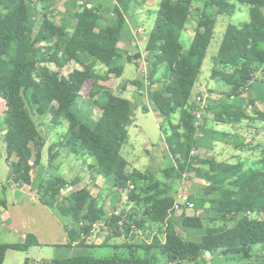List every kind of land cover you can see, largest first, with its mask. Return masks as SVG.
Returning <instances> with one entry per match:
<instances>
[{
	"label": "trees",
	"instance_id": "obj_1",
	"mask_svg": "<svg viewBox=\"0 0 264 264\" xmlns=\"http://www.w3.org/2000/svg\"><path fill=\"white\" fill-rule=\"evenodd\" d=\"M55 0H0V100L5 103L4 136L7 162L16 182L31 184L32 167L29 162L35 157L34 165L42 159L44 141L38 129L31 123L26 107L27 91H34V100L40 112L50 114L53 123L63 116L70 125L62 146L76 156H93L100 167L113 177L114 186L126 189L130 183L152 181L149 172L126 173L127 162L121 151L129 137L128 125L131 110L125 99L99 86L112 77H122L124 70L116 65L124 33L128 30L125 16L143 7L148 0H116L113 10L117 16L114 23L103 14L102 5H79L67 11L66 18L76 20L74 27L64 24V19L53 16ZM194 0H161L149 50L154 54L148 71L151 86L166 83L161 91H149V97L166 126V136L176 167L164 171L168 181L177 180L183 174H194L197 179L208 183L202 198H191L196 209H207L216 214L214 221L221 226L205 228L201 217L183 218V227L204 231L199 241L180 235L169 211L174 201L170 198L155 200L145 210V217L154 223L166 224V241L146 247L147 253L158 248L163 255L182 262L196 261L201 252L212 254L223 250L224 255L251 258V247L264 245V167L246 168L244 164L219 162L214 158L194 156L195 137L199 133L196 124L194 92L202 73L203 62L214 39L219 16H232L235 3L250 7L249 21L240 26L229 25L221 42L220 50L213 59L216 66L222 65L232 72L212 71V79L233 88L238 94L252 75L264 65V0H206L205 8L193 14ZM28 3L43 17V23L34 36L30 26ZM197 19L195 35L186 50L182 41L190 19ZM131 58L128 57V61ZM75 62L83 70H75L67 78L47 66L53 63L64 67ZM41 66V67H40ZM105 67L100 74L96 68ZM93 82L95 90L105 93L107 100L96 106L101 118L95 128H90L67 107H55L54 101L65 99L69 93L79 94ZM217 122L240 124L242 121L264 123V111L255 110V116L247 109L218 103L208 108ZM179 115L174 123L173 117ZM35 148V154L31 146ZM15 156L16 163H10ZM50 164L58 154L49 152ZM71 186L61 176H55L40 186V200L47 206L57 207L69 221L68 230L72 239L81 234L89 235L93 225L100 221L103 213L88 189L71 191L62 197L63 191ZM157 188V187H155ZM133 193V192H132ZM61 198V199H60ZM60 199V200H59ZM239 215H243L239 218ZM212 220V219H211ZM83 227L80 229V224ZM39 245L33 235H28L23 245L0 243V264H4L10 250L27 252ZM82 247L85 243L82 242ZM29 264V260L25 261ZM50 264H153L146 257H137L132 252L124 257L110 258L80 256L56 260Z\"/></svg>",
	"mask_w": 264,
	"mask_h": 264
},
{
	"label": "crops",
	"instance_id": "obj_2",
	"mask_svg": "<svg viewBox=\"0 0 264 264\" xmlns=\"http://www.w3.org/2000/svg\"><path fill=\"white\" fill-rule=\"evenodd\" d=\"M109 1V6L113 7L112 9L115 10L118 6L116 0V3L114 0H60L63 7L56 13L54 11H56L55 8L58 0H55L53 5V16L56 18H64L67 11H73V6L84 5V3L88 4L89 7H91V5H102V10H106L109 9L106 5ZM160 2L161 0H155L153 2L148 0L143 7L138 10H132V12L125 16L128 23V30L125 32L120 44V58L115 62L117 66L123 68L124 73L120 78L114 79L112 77L107 82H99V86H102L106 88L107 91L125 99L131 110V121L128 125L129 137L126 145L121 151L122 156L127 162L126 173L131 175L134 171H138L143 174L149 172L152 175L153 180L149 182H137L136 184L130 183L126 189L116 188L114 186L113 177L100 167L101 165H99L95 157L89 155L83 157L76 156L71 154L68 149L62 146V141L66 136L71 123L70 119L63 116L57 123H53L52 116L50 114L40 112V106L34 100V91L32 89L28 90L25 107L31 123L38 129L39 135L42 141H44L42 159L39 166H34L32 168L30 174V185H26L22 182H16L14 175L12 174L10 164L7 162V151L4 140L6 131L2 126L3 122L0 120V243L5 245H23L26 243L28 235H33L37 239L39 245L31 247L27 252L13 250L8 251L6 253L4 264H6L7 258L11 252L18 253L10 255V257L14 259L12 260L13 264H25L26 260H29V264H50L56 260H65L80 256H91L88 255L89 250L105 247H111L116 250L113 256L119 255L127 257L133 252L137 257L143 258L148 256V258H150L153 262L156 251H159L163 257H168L167 255H163L158 248H153L150 253H147L146 247L149 248L154 246L153 243L148 242L147 240L145 242L141 241L143 239L139 236L138 240L133 242L130 241L124 233L125 229L121 228L123 226L120 225V222H123L124 225V219L127 217L125 215V211H127V213H129V220H131L134 225L133 227L137 228L134 230L135 232L141 233L147 226L150 225H152L153 229L157 231H159V229H163V231L160 230L161 234H158V238L159 244H164L166 241L165 232L167 225L154 223L148 220L145 217V210L148 205L155 200L170 198L175 203V195L172 194L173 191L171 189V181L173 180L168 181L164 175L165 170L176 167V161L171 155L168 145H166V136L162 130L166 126L165 119L160 115V112L157 110L150 97H140V99L136 98L134 102L128 100L127 92L133 88V82L124 79L125 66L127 63L135 65L138 69L135 71L136 74L134 79H148L147 76L149 67L154 56L148 46L150 38L154 35L153 27L157 19ZM34 13H36V16H39V20L41 21L36 32H33V35L35 36L42 26L43 17L36 10ZM69 19L71 20L69 25L74 27L76 20L73 18L65 17L63 23L66 24V21ZM191 20L192 18L187 24L185 32V36H187V39L190 41L188 46H185L186 50L191 45L197 26L196 23L194 28L190 30ZM115 22L116 21H114V23ZM31 23L33 22H31L30 13V25ZM207 55L208 52L206 57ZM128 57L131 58V60L128 61ZM215 57H213V59ZM212 63V71L215 68H217V70L226 71L224 66H216L214 61ZM41 66H47L50 70L58 73L60 78H67L69 74L75 70H83L82 66L75 62L68 63L64 67H58L53 63ZM96 70L100 74H104L107 71V69L102 66H98ZM200 77L198 83L196 84V88L199 87L201 80ZM263 78L264 77L252 79L245 87L240 88L238 94H226L224 95L225 97L222 98L223 100L221 99L219 103L245 108L247 109L248 114L254 117L255 111L253 109L264 111ZM114 84H116L115 87H112ZM135 84L136 83H134V85ZM160 84L162 83L151 86L150 91H161L159 89H154ZM216 84H222L230 89H233L231 86L217 80ZM117 87H121L122 89L120 94L115 91ZM106 100L107 96L105 93L95 90L93 82H90L84 87L81 93H69L65 99L54 101L53 105L55 107H59L61 105L67 107L69 111L74 113L81 121L93 129L102 115L101 110L96 106V103L102 104ZM193 102L194 101H192V104ZM0 103L5 106L3 101L0 100ZM140 111L147 114L154 113L159 120L160 131L162 133L161 147L140 150L131 141L132 129H135V131L141 129V126L137 124V118L135 116L136 113ZM0 114L4 115L3 112ZM198 129L199 133H197L195 137L196 148L193 152L194 156L198 155L199 157H202L200 156L201 154L208 155L210 156L208 158H214L219 162L244 164L246 168L264 167V123L260 121H242L240 124L217 122L211 112L209 113V118H203V121L198 126ZM204 138L209 139L210 144L213 139L214 143L212 144L214 146L218 145L227 147L228 149H226L225 155L216 157L214 154H210V151L205 147L206 145L204 146L200 143V139L203 140ZM31 147L35 154L34 146L32 145ZM51 149H53L54 154H58V158L53 162V164H50L49 157ZM148 151L152 153L146 156L143 155ZM196 153L197 155H195ZM34 160L35 157L32 161L34 162ZM16 162L17 158L12 156L10 158V163ZM159 171H161L164 180L158 179L157 173ZM55 176H61L71 186L66 191H63V195L68 194L71 191H79L82 189H88L91 192L92 196L96 200L98 209L103 213V217L100 222L103 223L101 227L106 231L104 234L101 233V228L99 231H91L89 235L84 236L81 239L77 238V236L72 239L68 230V219L60 213L56 206H47L40 200L41 184L48 182ZM189 178H191V175H189ZM180 179H182V176ZM175 181L179 182L181 180L177 179ZM148 184H150V186H146ZM142 187H149L148 192L153 191V193H150L149 196H145L144 193L140 191ZM157 190H162V192L159 193ZM125 191L128 192V195L127 193H124ZM117 192L123 193V200L127 201V205L123 208V210L117 209L115 212L108 215V208L111 203L109 200L115 201L117 197L115 193ZM189 195L191 198L195 197L193 194ZM108 197L109 199H107ZM195 198L199 199L198 197ZM173 212L176 217L183 216L182 214H179L181 211ZM201 212H208V216H202L200 214ZM190 216L201 217L204 220L205 228L218 227L222 224L221 221H214L216 214L207 209H199L195 216L192 214L187 215V217ZM242 216L243 215H239V218ZM260 219L264 220V214L261 215ZM169 220H172L171 214ZM111 222H115L116 224L112 225ZM113 230L115 231V235L112 234ZM184 230L186 234L192 237H197L196 232L201 233V236L204 235V231H196L192 228H184ZM155 234L157 235V233ZM200 238L193 239L195 241H199ZM116 240H118V242ZM82 242L85 243V247L81 246ZM256 246L259 245L252 246L251 251ZM46 248H54L56 251L64 250L68 255L64 257H46L44 255V249Z\"/></svg>",
	"mask_w": 264,
	"mask_h": 264
},
{
	"label": "rangeland",
	"instance_id": "obj_3",
	"mask_svg": "<svg viewBox=\"0 0 264 264\" xmlns=\"http://www.w3.org/2000/svg\"><path fill=\"white\" fill-rule=\"evenodd\" d=\"M155 0H151V2H153ZM94 2V1H93ZM115 2V0H114ZM95 3V2H94ZM116 3V2H115ZM205 3L206 0H194L193 2V15L194 16H198L197 14H199L198 12H201L202 10H204L205 8ZM85 4V3H84ZM110 1L108 3H106V5L109 7V9H104L102 10L104 12V15L106 16V18H108L110 21H116L117 20V16L113 13V7L109 6ZM236 5V12L234 13V15L232 16H219L218 20H217V24H216V28H215V39L212 42L211 46L209 47L208 50V55L204 61V65H203V69H202V74H201V80L199 83V87L195 88V92L193 97L196 98L197 96H200L201 94V87L205 86L208 89V98H207V108L204 111V116L203 118H209V111L208 108L212 107L216 104H218L220 102V100L222 98H224L226 94L230 93H234L233 89H230L222 84H216V80L212 79L211 75H212V68H213V57H215L219 50H220V45L223 39V36L228 28L229 25H236V26H240L244 23H247L249 21V11H250V7L244 4H240V3H235ZM29 9H30V13H31V29L32 32H36L37 28L39 27L40 24V20H39V16H36L35 9L33 7V4L28 3ZM79 6V5H75ZM63 7L62 2H60V0H58L57 2V6L55 8L56 11L54 12H58L60 8ZM75 7L73 6V10H75ZM159 9V8H158ZM198 11V12H197ZM57 19H60V17H57ZM67 24L71 23V20H67L66 21ZM197 23V19L195 17H192L191 23H190V30H192L194 28V26ZM125 34V33H124ZM124 36V35H123ZM129 41V40H127ZM183 43L185 46H188L189 44V40L187 39V36H183L182 39ZM135 65L132 64H126L125 66V74H124V79L133 82L130 91H128V100L130 101H135L136 98L140 99V97H149V91H150V82L147 78H137L134 79L135 74L138 69ZM226 71L228 72H232L231 69H226ZM148 77V76H147ZM114 78V77H113ZM117 79V78H114ZM264 79V78H263ZM134 83H136L134 85ZM116 84L112 85V87H115ZM166 86V83L160 84L157 87H155L154 89H159V90H163L164 87ZM115 91L117 93H121L122 89L121 87H117L115 89ZM223 100V99H222ZM136 103V102H135ZM141 107V106H140ZM195 113L198 112V110L200 109L199 106L195 105ZM255 111V109H253ZM5 111V106L3 104L0 103V113L3 112L4 114ZM136 118H137V124L141 126L140 130L135 131V129H132L131 131V141L135 144V146L140 149V150H144V149H152V148H158L162 146V133L160 131V126H159V120L157 119V117L155 116L154 113H144L142 111L137 112L136 113ZM0 120L1 122H3L4 120V115L0 114ZM211 118V115H210ZM179 120V115H177L176 117H173V121L177 123V121ZM0 122V123H1ZM166 124V123H165ZM200 143L202 145H206V149L210 151V154H214V156L219 157L220 155L224 156L226 149H228L225 146H218V145H213V139L211 140V144L209 139L204 138L203 140L200 139ZM167 145V144H166ZM210 148V149H209ZM214 152V153H213ZM152 152H145L143 155H148L151 154ZM207 154V153H205ZM209 154V155H210ZM197 155V153L195 154ZM198 156V155H197ZM203 158H208L210 156L208 155H200ZM165 157V156H164ZM201 157V158H202ZM229 160V159H228ZM166 166V163H165ZM159 168H164V167H159ZM158 168V169H159ZM158 179H162L164 180V178L162 177L161 171H159L157 173ZM179 182H176L175 180L171 181L172 185H171V189H172V194L175 195L176 193H178L181 189L187 190V193L189 194H193L195 197L198 198H202L205 188L207 187L208 183L204 182L200 179H197L195 177L194 174H191V178L188 179H180L179 178ZM146 186H150V184L146 185ZM149 187L145 188L142 187L140 189V191H142V193H144L145 196H149L150 193L152 192H148ZM159 193L162 192V190H157ZM165 191V190H163ZM124 193L128 192L125 191ZM116 194V199L115 201L113 200H109L110 206L108 208V215L112 214L113 212H115L117 209L123 210V208L127 205V201L123 200V193H115ZM119 194V195H118ZM67 194L63 195L62 193V197L66 196ZM105 196V195H104ZM112 196V195H111ZM60 198V199H61ZM59 199V200H60ZM109 199V197L107 198ZM172 210V209H171ZM170 210V214L172 216V220L174 221V223L176 224L177 228H178V233L180 235H182L183 237L186 238H200L201 233L196 232L197 237H192L188 234H186L184 227H183V218L184 216L187 215H194L197 213L198 209L196 211H190V210H186L184 209L183 211H181V213L179 212V214H182V217H176L174 216V212H171ZM202 216H208V212H201L200 213ZM125 215L127 216L124 219V225L121 228H124V233L127 235V238L130 239V241H135L138 240V236L141 237V241H148L153 243V245L159 244V238H158V234L160 235L161 231H163V229H159V231L154 230L152 225L147 226L141 233L139 232H135L134 230H136L137 228H134L131 220H129V213H127V211H125ZM193 217V216H190ZM196 217V216H195ZM123 220V219H122ZM112 225L116 224L115 222H111ZM131 228V229H129ZM162 228V227H161ZM106 231L104 229L101 230V233L104 234ZM203 232V231H202ZM100 233V234H101ZM157 233V235L155 234ZM112 234L115 235V231H112ZM144 236H143V235ZM144 237V238H143ZM157 237V238H156ZM162 237V236H161ZM118 242V240H116ZM115 245V244H113ZM116 252V250H114L111 247H105V248H98L95 250H89V254L92 257L95 258H110L113 256V254ZM252 256L249 260H246L243 258V256H233V255H224V251L223 250H216L214 251L212 254H208V253H204L201 252L199 258L194 261V262H182L180 260H176V259H172L171 257H163L159 251H156L154 258H153V264H264V245H259L256 246L255 248L252 249ZM11 254H18V253H14L11 252ZM10 255L7 258L6 264H13L12 259L10 257ZM44 255L46 257H64L67 254L66 251L61 250V251H56L54 248H46L44 249Z\"/></svg>",
	"mask_w": 264,
	"mask_h": 264
},
{
	"label": "built area",
	"instance_id": "obj_4",
	"mask_svg": "<svg viewBox=\"0 0 264 264\" xmlns=\"http://www.w3.org/2000/svg\"><path fill=\"white\" fill-rule=\"evenodd\" d=\"M259 77H264V65L259 69V71L252 75V79H257ZM208 89L203 86L201 88V94L200 96H197L194 100L195 105L199 106L200 109L197 113H195L196 116V124L199 126L203 121L204 111L208 107L207 106V98H208ZM30 167H34V162H29ZM189 174H183L182 179H188ZM184 209L187 210H197L194 203L191 202V196L189 193H187V190L181 189L178 193L175 194V203L172 207V211L179 212L183 211ZM103 223L98 221L93 225L92 232L99 231L102 227ZM120 225L123 226V222H120ZM80 229L83 227V223L80 224ZM103 229V228H102ZM85 235L82 233L81 237H84Z\"/></svg>",
	"mask_w": 264,
	"mask_h": 264
},
{
	"label": "water",
	"instance_id": "obj_5",
	"mask_svg": "<svg viewBox=\"0 0 264 264\" xmlns=\"http://www.w3.org/2000/svg\"><path fill=\"white\" fill-rule=\"evenodd\" d=\"M209 254V253H208Z\"/></svg>",
	"mask_w": 264,
	"mask_h": 264
}]
</instances>
